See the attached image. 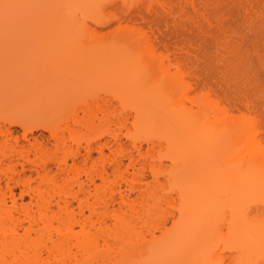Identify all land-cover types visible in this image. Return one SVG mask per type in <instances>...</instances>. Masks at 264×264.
I'll list each match as a JSON object with an SVG mask.
<instances>
[{
  "label": "bare ground",
  "instance_id": "1",
  "mask_svg": "<svg viewBox=\"0 0 264 264\" xmlns=\"http://www.w3.org/2000/svg\"><path fill=\"white\" fill-rule=\"evenodd\" d=\"M35 1L0 0V49L1 44L12 46L18 42L23 46L34 39L30 35L31 39L25 38L24 34L21 38L15 32H29L30 15L23 7ZM104 1L60 0L59 3L58 0L67 14L66 19L62 17L65 22L58 21L65 29L60 26L61 32L64 31L61 34L74 30V36L68 34L74 38L61 40L57 35L60 29L54 38L53 31L57 29L49 31L48 25L46 33L54 38L47 39L50 46L64 44L59 52L65 63L58 64V61L56 67L50 66V69L55 67L53 71H45L50 72L47 73L49 89L18 96L23 99L26 94L40 106L27 114H17L13 111L16 99L4 103L0 97V264H223L213 243L217 240L214 235H218L219 242L226 234L221 235L224 225L229 226V234L233 229V240H238L241 234L248 239L258 235L255 240L263 245L264 227L260 228L257 217V222L254 220V213L250 215L252 220L249 218L245 205L262 197L257 201L264 204V0H153L159 4L157 7L150 5L152 0L149 3L146 0L152 22L160 19L171 22L166 34L162 32L157 36L154 30L152 33L159 43L164 39L174 42L172 49L167 44L164 48L161 45L165 51L157 40L153 41L158 46L149 36L144 38L135 31L125 30L118 34L120 39L112 41L87 33L84 18L87 19V13L88 17L91 15L89 18H98L97 10ZM138 7L134 9L138 10L136 14L144 18V8L140 11ZM37 12L38 23L45 24L46 17L42 19V13L40 15L42 9ZM125 13L120 20L128 21L133 17L132 13ZM19 18L23 19V29L18 27ZM49 25L53 26L51 22ZM77 25H82L86 32L80 31ZM157 25L154 27L158 29ZM25 39H29L27 43ZM184 39L189 45L183 44ZM44 40L41 41L49 44ZM128 52H135L134 59H129V55L126 61ZM170 55L185 59L191 78L198 72L199 89L205 90L203 97H188L189 87L184 86L188 82L171 77L169 64L165 63ZM213 55L221 61L223 71L222 78L216 80L211 72L202 74L193 63V58L202 57L209 66ZM6 59L2 60L7 62ZM2 60L0 65L4 63ZM15 62L4 63L0 68L15 66L18 70L22 62L19 66ZM30 69L25 71L26 75L31 74ZM76 73L80 79H73ZM131 73L138 77H133L134 80L129 77L132 81L128 82ZM106 74L109 77L103 79ZM2 77L0 69V80ZM63 79L65 96L73 92L76 95L80 87L87 88L81 93L82 100L86 95L90 100L81 101V115L76 111L71 114L48 111L47 105L59 99L52 88ZM97 85L100 87L94 90ZM185 99L189 100V105ZM79 103L74 100V105L79 106ZM127 109L133 112L134 123L131 124L134 127L130 130L132 133L149 131L147 138L155 139L151 145L143 146L144 136L138 132L132 135L124 128L126 136L133 139L130 143L133 151L123 147L124 142L114 126L128 119L131 111ZM112 115L118 118V123ZM78 128L83 129V134L77 137ZM136 139L139 142L134 143ZM145 154L151 160H146ZM135 161L137 166L133 167ZM156 161L168 163L167 175L178 196L179 205L176 202V211L170 212L168 227L166 217L161 220V213L146 205L151 192L148 195L144 192L145 169L148 167L155 176ZM128 166L133 167L130 173ZM113 172L118 180L111 178ZM196 179H202L198 187L193 186ZM2 181H5L4 188ZM183 189L184 196L181 194L183 198H180ZM150 213L164 232L159 230L161 235L152 234L149 240L143 237L138 241L140 236L135 237L137 229L134 234L133 228L130 229L134 222H131H144V215ZM221 213L224 220L219 217ZM111 224L119 231H113ZM237 240L235 242L239 243ZM242 249L243 252L248 248Z\"/></svg>",
  "mask_w": 264,
  "mask_h": 264
},
{
  "label": "rangeland",
  "instance_id": "2",
  "mask_svg": "<svg viewBox=\"0 0 264 264\" xmlns=\"http://www.w3.org/2000/svg\"><path fill=\"white\" fill-rule=\"evenodd\" d=\"M106 1V2H105ZM104 2H102V6L97 10V12H98V15H100L98 18H96V19H98L97 21H95L93 18H89L88 17V13H87V19H85L84 18V23H80V24H84L85 25V27H86V29L85 30H87V33H90V34H96V35H98V36H105V37H107L109 40H111V39H113V40H118V38L120 39V33H122L123 31H127V30H129V31H131V33H134V31H135V34H137V35H139V36H141V34L144 36V38L145 37H150L152 40L151 41H155V40H157V44L159 43V39L158 38H156L155 36H153L152 35V33H153V30H154V32H155V35H159V34H166L167 32H169L170 31V29H171V22H167L166 23V21L164 20V19H160L159 20V22L156 20L155 21V23L154 22H152L153 20H152V18L150 17V15H149V6L150 5H154V7H157L159 4H155L156 2L155 1H150V2H152L153 4H151L150 3V5L148 4L149 3V0H147V2H146V0H144V2L142 3V1L141 0H125V1H127L126 2V4L124 3L125 1L124 0H105ZM123 1V2H122ZM138 1L140 2L139 4H138ZM113 2V3H112ZM115 2V3H114ZM128 2H129V4H128ZM132 2V3H131ZM59 4L60 3V0H59V3H58V0H37V1H35V3H31V2H29V3H27V5L25 4L24 5V7H23V10L25 11V12H29V15H30V28H29V32L28 31H17V32H15L16 33V36H20L21 38H22V35L23 36H25V38L27 37V38H29L30 36H32V38H34V39H32V40H30V41H32L33 42V40H34V43H30V41H29V44L27 43V40H29V39H31V37L29 38V39H25V41H26V43L27 44H25V45H23V46H21V45H19L18 44V42H16V43H14L13 42V40L12 39H10V41L12 40V42L14 43L12 46H6V45H4V44H1L2 46H1V49H0V60H2V59H8L9 61L11 60V61H13V62H17V66H19V64L22 62V64H23V67H24V65H25V63L24 62H27L26 64L28 65H30V66H32L34 69H30V68H28V67H30L29 65L28 66H26L25 65V67L24 68H28V69H30L31 70V74L33 73V70H34V73H35V75H34V73L31 75V74H28V75H30L31 77H29L28 75H26L25 74V71H27L28 69H25L24 70V68L22 67V64H21V70H20V68L18 69V67H17V69L18 70H16V67L15 66H12V67H14V68H5V67H1L0 69L1 70H3V77H2V79L0 80V97H1V99L4 101V103H5V101H7V100H11V99H16V103H14V109H13V111H15L17 114H22V113H25V114H27V113H29L30 112V110H33V108H35V106H40V104H38V103H34L31 99H30V97L28 98V96L27 95H29V94H32V93H34V92H38V91H46L47 89H49V83H50V80H48V78H49V74H47V73H50L49 71L51 70V71H53V69L56 67L55 66V64H57L58 63V61L60 62V63H58V64H63L62 62H64L65 60V58H64V56L63 55H61L60 54V47H64V44L63 45H61L60 43L59 44H56V43H54V45H52L51 44V46H50V42L48 41L49 40V36L51 37V34L49 35V34H47L49 31H52L54 28L55 29H57V30H55V31H53L52 33H53V37L55 38V32L56 31H58L59 29V32H60V34H58L57 33V35H60L62 38H61V40L63 39H65V40H68V39H70V38H74V37H72V35L74 36L75 35V33L71 30V31H69L70 30V28H68V29H66V31H67V33H68V31H69V33L70 34H72L71 36L70 35H68V34H66V33H64V34H61L62 32H64V31H62L61 32V30L63 29V25H61L60 23H62V21L63 22H65V20H63V18H65L66 19V12L64 13V8H65V6H63L62 7V5L61 4H59V6L57 5V4ZM110 3V4H109ZM123 3H124V5H123ZM134 3H136L135 4V6H134ZM115 4V5H114ZM121 4V5H120ZM133 6L131 9H128L129 11H127V7L128 8H130L131 7V5ZM143 6H142V5ZM146 4H148L149 6H148V9H147V5ZM105 5V6H104ZM129 5V6H128ZM146 5V6H145ZM137 6H140V7H138L139 9H140V11H141V9L142 8H146L145 10L144 9H142V13L144 12V18L143 17H140V14H136V11H138V10H134L135 9V7L137 8ZM125 7V8H124ZM44 8V9H43ZM86 8H87V6H86ZM102 8V9H101ZM40 9H42V12H40V15H41V13H42V19H44L45 17H46V20H44L45 21V24L47 23V21H48V24H44V22L43 23H38L39 21H38V18H37V11L38 10H40ZM90 8H88V9H86V10H89ZM124 9V10H123ZM84 10V9H83ZM85 10V11H86ZM125 10L128 12V14H130V13H132V14H130V16H133L132 18H134L133 20H131V19H129L128 21L127 20H120V17H121V15H123V13H125ZM84 11V12H85ZM92 11L94 12V10L92 9ZM91 11V12H92ZM132 11V12H131ZM134 11H135V13H134ZM139 11V12H140ZM83 12V11H82ZM127 12L125 13V15H127ZM130 12V13H129ZM134 13V14H133ZM81 14V13H80ZM136 14V15H135ZM84 16V15H83ZM83 16H81V17H83ZM97 16V15H96ZM145 16H149V17H146L145 18ZM63 17V18H62ZM153 17V16H152ZM37 18V19H36ZM41 18V17H40ZM150 18V19H149ZM60 19H62V21L60 20ZM21 19L19 18V22H18V27L19 26H21V29H23L22 28V26H23V19L20 21ZM100 20V21H99ZM164 20V21H163ZM60 23H59V22ZM131 21V22H130ZM162 21V22H161ZM49 22H51V25H53V26H50L49 25ZM108 22H109V24H108ZM156 22H158V23H156ZM66 23H68V22H66ZM55 24H58V25H55ZM60 24V25H59ZM64 24V23H63ZM69 24V23H68ZM109 26H108V25ZM157 25V27H158V29L157 28H155L156 27V25ZM169 24V25H168ZM47 25H48V27H51V28H48V30L49 29H52V30H49V31H46V29H47ZM65 25V24H64ZM67 25V24H66ZM84 25H83V27H84ZM62 27V29H61V27ZM82 25H77V27L80 29V31H81V29H82V27H81ZM155 26V27H154ZM58 27V28H57ZM65 27V26H64ZM67 27V26H66ZM69 27H70V25H69ZM72 27V26H71ZM75 28V30H77L76 28V26H74ZM73 29V28H72ZM130 29H133V30H130ZM63 30H65V29H63ZM85 30H83L82 29V31L84 32ZM158 30L160 31V32H158ZM77 31H79V30H77ZM47 32V33H46ZM76 32V31H75ZM86 32V31H85ZM163 32V33H162ZM26 33H28V34H26ZM81 34V32H76V34ZM66 34V35H65ZM118 34H120V35H118ZM28 35V36H27ZM30 35V36H29ZM47 35V36H46ZM46 36V37H45ZM117 36V37H116ZM3 37V36H2ZM6 37V36H5ZM5 37H3L4 39H5ZM59 37V36H58ZM114 37V38H113ZM115 37L117 38V39H115ZM2 38V40H4ZM7 38V37H6ZM15 38H17V37H15ZM21 38H19L20 39V43H21V41L22 40H24V37H23V39L21 40ZM54 38H50V39H54ZM143 38V37H142ZM143 38V39H144ZM155 38V39H154ZM1 39V38H0ZM47 40L48 42H49V44H47V42L45 43H43L41 40ZM16 40V39H15ZM44 40V41H45ZM16 41H18V39L16 40ZM35 41H37V42H35ZM112 41V40H111ZM153 41V44L155 43ZM168 40H166V39H164L163 40V43H161L162 41H160V45H159V47L161 48V50H164L165 51V49H163L164 48V44H165V46H166V44L167 45H169V48H171L172 46H174L173 44H174V42H172V41H168ZM194 41H196V40H194ZM5 42V41H4ZM52 42V41H51ZM23 43V42H22ZM154 44V45H157V44ZM170 43V44H169ZM173 43V44H172ZM186 44V43H188V44H186V45H189V42L187 41L186 42V40L184 39L183 40V44ZM12 44V43H11ZM56 44V45H55ZM182 44V43H181ZM182 44V45H183ZM184 44V45H185ZM59 45V46H58ZM163 46V48H162V46ZM158 46V45H157ZM180 46V45H179ZM168 47V46H167ZM22 48L24 49V50H22ZM172 49V48H171ZM129 51V50H128ZM62 52V51H61ZM60 54V55H59ZM135 54V52L133 53V52H128V56L126 57V61H129V59H131V57H133V59H134V56L136 55H134ZM10 55H12V57L10 56ZM129 55H130V58H129ZM132 55V56H131ZM140 55V54H139ZM8 56L10 57V58H8ZM19 56H21V57H19ZM14 57V58H13ZM18 59H17V58ZM11 58H13V59H11ZM21 58H22V60H21ZM24 58V59H23ZM61 58L64 60V61H62L61 60ZM127 58H129V59H127ZM137 58H138V54H137ZM136 58V59H137ZM5 60V61H7L8 63H9V61L8 60ZM168 59V60H167ZM167 59H165V63L166 64H169V66H168V73H170L171 74V77H178L179 79H183L185 82H188L187 84H185L184 86L185 87H189V90H188V97H190V98H196L197 96L198 97H203L202 95H203V92H205V90H204V88H200L199 89V85H200V83H201V80H200V78H201V76L198 74V72L196 71V74L194 75V76H192V78H191V75L188 73V70H187V68H185V59H183V58H172V56L170 55L169 56V58H167ZM25 60V61H24ZM138 60V59H137ZM3 62H4V60H2ZM10 61V63L9 64H13V62H11ZM62 61V62H61ZM7 62H4V63H6L7 64ZM16 62H15V64H16ZM4 63H2L0 66H3L4 65ZM19 63V64H18ZM65 63V62H64ZM193 63H194V65H198L199 66V69H200V71L202 72V74H204L205 72H211V76L213 77V79L214 80H216V79H218V78H222V73H223V71H222V69H221V61H219V59H218V57H215L214 55L212 56V60H211V63H209L210 65L208 66L207 65V63L208 62H205V59L204 58H202V57H195V58H193ZM55 66L54 68H52V69H50L51 67L50 66ZM59 66V65H58ZM49 67V68H48ZM22 69H23V71H22ZM49 69V71H47V73L45 72L46 70H48ZM38 70V71H37ZM17 71H18V73H17ZM22 71V72H21ZM37 71V72H36ZM187 71V72H186ZM20 72V73H19ZM30 72V71H29ZM24 74V75H23ZM46 74V75H45ZM132 74V75H131ZM129 76H128V82L129 81H132V80H134L135 78H137L138 76V74L137 75H135L136 73H131ZM190 75V78H189V75ZM49 75V76H48ZM199 75V76H198ZM48 76V77H47ZM45 77H47V78H45ZM63 77H64V74H63ZM73 79H80L79 77H80V75H78V73H76V74H73ZM109 77V75L108 74H106L104 77H103V79H107ZM132 79V80H129L130 78ZM133 77H135V78H133ZM60 81V83L59 82H57V84H55L54 86H53V88H52V91L58 96V100H57V102L56 103H52V104H50L49 106L47 105V107H48V111H50V112H57V113H61V114H71V113H74L75 111L79 114V115H81L82 114V112H81V106H80V104L82 103L81 101H85V99H88V101L90 100V98H88L89 96H85V98H84V100H82V95H81V93L84 91V90H86L87 88L85 87V88H83V87H80L79 88V90H77V93H76V95L74 94V92L72 93V94H70V95H67V96H65V91H66V88H65V85H64V79L63 80H59ZM103 83H104V81H103ZM101 84H102V82H101ZM101 84H100V86H101ZM184 84V83H183ZM99 85H97L95 88H94V90H97L99 87H100ZM84 89V90H83ZM203 89V90H202ZM148 91V90H147ZM21 93H26V94H23V96L24 97H27V98H24L22 95V98L23 99H18L19 97L18 96H20V94ZM147 94V93H146ZM89 95V94H88ZM143 95V94H142ZM145 95V94H144ZM143 95V96H144ZM67 97V98H66ZM87 97V98H86ZM206 97V96H205ZM130 98V97H129ZM129 98H128V100H129ZM77 99V100H76ZM74 100L75 101H80V103H79V106H76V105H74ZM15 101V100H14ZM87 101V102H88ZM8 102V101H7ZM10 102V101H9ZM73 102V103H72ZM129 102V101H128ZM184 102L187 104V105H189V100L188 99H185L184 100ZM117 104V103H116ZM116 107H118V105L116 106ZM128 111H129V109H127ZM131 111V110H130ZM130 111H129V113H130ZM111 112V111H110ZM116 112V111H115ZM109 113V112H108ZM112 114V113H111ZM132 114H133V112L131 111V115H128L127 116V120H125V121H127L126 123H124L125 121H122V119L119 117V114L117 115L118 116V118H120L119 120L120 121H122L123 122V124H122V122L120 123L121 125H123V126H125V127H122V126H120V124L119 125H116L115 123V126H114V128L116 129L117 128V133H119V137H120V139L122 140V142H124L123 143V147H126V149H128L129 151H133V144H130L131 143V140H133V139H130L129 138V136L127 137L126 136V131L124 132V128H127L126 130H130V128L131 127H134V125L132 126V124L131 123H134L133 121H132ZM100 115V114H99ZM107 115V114H106ZM109 115H110V113H109ZM114 115V114H113ZM112 115V116H113ZM116 115V114H115ZM114 117V116H113ZM118 118L116 117H114V121H117V123H118ZM110 119H111V116H110ZM113 119V118H112ZM116 119V120H115ZM112 122V121H111ZM111 126H112V123H111ZM118 126H120L121 128V130L119 129V127ZM127 126V127H126ZM132 129V128H131ZM134 130H135V128H133ZM121 133H120V132ZM123 131V132H122ZM131 131V130H130ZM18 132H20V129H18ZM133 132V130L131 131V133ZM135 132H138V130L137 131H135ZM134 132V133H135ZM134 133H132V135H134ZM141 133V134H140ZM148 133H149V131H143L142 132V130H140V132H138V134L140 135V136H144L143 138L144 139H142V137L140 138V140L142 139V144H143V146H148V144H150L151 145V142L152 141H155V139L154 138H147V136H148ZM82 135L83 134V129H81V131H79V128L77 129V131L75 132V135H77V137L79 136V135ZM122 134H124L125 136H123ZM138 134L136 135V136H138ZM74 135V136H75ZM132 135L130 136V137H132ZM134 137V136H133ZM145 137L147 138V139H145ZM151 137V136H150ZM138 139H139V136L137 137ZM130 139V140H129ZM153 139V140H152ZM20 140V142H23L22 141V139L20 138L19 139ZM137 142H139V141H137V139L135 140V142L134 143H137ZM133 143V142H132ZM73 146H74V144H73ZM122 146V145H121ZM123 147H121V148H123ZM120 148V147H119ZM105 150V152L106 153H109V151L106 149V148H104ZM131 149V150H130ZM120 150V149H119ZM127 150V151H128ZM116 151V150H115ZM114 151V152H115ZM126 151V152H127ZM121 152V151H120ZM120 152H119V154H120ZM247 152V151H246ZM151 152H149L148 154H150ZM155 153V152H154ZM118 154V155H119ZM127 154V153H126ZM112 155H116V154H112ZM146 155V160H151V158H149V155H148V157H147V154H145ZM242 155H244V154H242ZM242 155H240V156H238V157H241ZM246 155H247V153H246ZM136 156V155H135ZM110 157L112 158L113 156H111L110 155ZM126 157V156H125ZM237 157V158H238ZM248 158V157H247ZM145 159V158H144ZM236 159V158H235ZM125 160V162H128V161H126L127 159L125 158L124 159ZM157 163H159L158 161H156V168H157V172L155 171L154 173H155V176H154V174H152V172H151V170L150 169H148V167H146V169H145V173L147 174V178H146V180H145V182H146V184H144L143 185V187H144V192H145V195L147 194L148 195V193L149 192H151V193H153V194H151V193H149L150 194V196L148 195L147 196V201H146V205L147 206H150V208L152 207L153 209H155L156 208V210H158L157 212H160L161 214V220L163 219V216L164 217H166V219L168 220V223H167V226L166 227H168L171 223V214H170V212L173 210V211H176V208L175 207H177V203H178V196H177V193H175V191L173 192V190H172V179L167 175V171H168V163L166 162V161H163V163L161 164V163H159V164H157ZM136 167L137 166V161H135V163H134V165H133V167ZM133 167L132 166H128L127 167V171H128V173H130L132 170H133ZM82 168V167H81ZM80 168V171H82L83 170V168L81 169ZM82 173V172H81ZM127 173V172H126ZM128 173H127V176H129L128 175ZM117 174H114V172L111 174V178L112 179H116V180H118V176H116ZM200 177H202L201 175H199ZM195 177H196V174H195ZM128 179L130 178V177H127ZM198 178V177H197ZM204 179V178H203ZM202 180V179H201ZM200 179L199 180H194V182H193V186H195V187H198L201 183H202V181H201ZM204 181V180H203ZM200 184H199V183ZM1 185H2V187L4 188V186H5V181H2L1 182ZM184 190L185 189H183L182 191H180V198H183V192H184ZM186 190H187V188H186ZM188 191H190V190H188ZM186 193V192H185ZM156 195L153 199H151L152 197H153V195ZM183 196H182V195ZM148 197H151V198H148ZM158 197V198H157ZM157 198V199H156ZM263 198V197H262ZM262 198H260V199H262ZM258 200H260L259 198H257ZM257 199H255L256 201H250L249 202V204H247V205H245V212L248 214V216H249V218L252 220V218H251V213L253 214H255V215H253L252 217L254 218V220L256 221V219L259 221V225H260V228H262V227H264V211L262 212V210L264 209V204H262L261 202H258L257 201ZM158 200V201H157ZM264 201V200H263ZM159 202V203H158ZM177 202V203H176ZM157 203V204H156ZM261 203V204H260ZM157 205H159V206H157ZM178 205H179V203H178ZM251 207H250V206ZM254 205V206H253ZM227 206V208H229L228 207V204L226 205L225 204V207ZM256 206V207H255ZM159 207H161V209H159ZM227 208H225V210L227 211V212H231V210L229 211ZM248 208H250L249 210H248ZM153 209L151 210V212L153 211ZM225 211V212H226ZM223 213H221V215L219 216L222 220H224V218H222L223 217V215H222ZM227 215H228V219H230V216H229V213H226ZM251 215V216H250ZM149 216V217H148ZM151 216V217H150ZM156 216V215H155ZM222 216V217H221ZM224 217H226L225 219H227V216L225 215ZM257 217V218H256ZM148 218V219H147ZM156 218H154V216H153V213H150L149 215H144V222L143 221H139V222H136V221H132L131 223H133L134 222V225L132 226V227H130V229L132 230V228H133V233L136 231V229H137V232L140 230V232H135L134 234H135V237L137 238L138 236H140L137 240L139 241V239H144L143 237H145V241L146 240H149L150 238H152L151 236H152V234H154L155 236H157V235H161V232H164V230H162V229H164V228H162V229H160V226H157V224L154 222V221H156L155 220ZM235 218H233V220H234ZM220 220V219H219ZM221 220V221H222ZM231 220V219H230ZM153 221V222H152ZM229 220H227V222H228ZM254 221V222H255ZM136 222V223H135ZM157 222V221H156ZM230 222V221H229ZM236 222V221H235ZM253 222V221H252ZM257 222V221H256ZM137 223L138 224H144V225H142L141 227L139 226V225H137ZM151 223V224H150ZM221 223H223V222H221ZM226 222L224 221V223L223 224H225ZM237 223V222H236ZM261 223V224H260ZM156 224V226H155V228H154V225ZM254 224V223H253ZM258 224V223H257ZM135 225H137V227H134ZM148 225V227H146ZM158 225H160L159 223H158ZM261 225H263V226H261ZM54 226H57V223H54ZM146 228H145V227ZM226 226L227 225H224V226H222V232L221 233H223V234H221V235H224L225 234V232H226V234L224 235V236H222V238L221 237H219V238H221L220 239V243L217 241L218 240V235L216 236V235H214L215 237H217L216 239L217 240H215L214 241V243L216 242H218L217 244H214L213 243V249L215 250V252H217V254L219 255V257H221L220 259L222 260V263L223 264H264V250H263V248H264V244L263 245H259L258 243H259V241H257V240H255V238L258 236H253L252 238L253 239H251V238H247V236H243L244 234H241V237H240V235H239V237H237V238H239L238 240L237 239H235V240H237L239 243H241V244H239V243H237V242H235V240H233L234 239V235H233V229H232V233H230V234H232V235H230L228 232L229 231H227V230H229L228 228H229V226H227V228H226ZM256 226V225H255ZM111 227H112V230L113 231H119V229L116 227V228H114V226L111 224ZM151 229H150V228ZM154 229H153V228ZM256 227H258V226H256ZM138 228H140L139 230H138ZM143 228V229H142ZM76 229H78V227L76 226ZM129 229V233H130V235L132 234L133 235V233H132V231ZM135 229V230H134ZM146 229H148V230H146ZM149 229L151 230V231H149ZM159 230L161 231V232H159ZM224 231V232H223ZM154 232V233H153ZM145 234V235H147V237L145 236V235H140V234ZM131 235V236H132ZM228 235H230V237L228 238ZM248 235V237H250L251 235H249V234H247ZM236 236V235H235ZM242 236H243V238H242ZM133 237V239H134V235L132 236ZM224 237V238H223ZM135 238V239H136ZM147 238V239H146ZM227 238V239H226ZM233 238V239H232ZM244 238H246L247 240H249L250 242H252V243H250V242H248L246 239H244ZM135 239H134V242H136L137 243V241H135ZM213 239H215V238H213ZM228 239H230L229 241H227ZM252 241H251V240ZM116 240V239H115ZM140 240V241H141ZM232 240V241H231ZM255 240V242H254V244H253V241ZM145 241H143V242H145ZM225 242V243H223V242ZM112 242L114 243V240H112ZM117 242V241H116ZM230 242V243H229ZM140 243V242H139ZM222 243V244H221ZM232 243L235 245V247L237 248V246H238V248H240V249H234L235 247L232 245ZM138 244V243H137ZM237 244H239V245H237ZM256 244H258L257 246H256ZM115 245V244H114ZM113 244H112V246H114ZM232 245V246H231ZM117 246V245H116ZM115 246V247H116ZM254 246V247H253ZM258 246H260V247H258ZM256 247V248H255ZM258 247V248H257ZM263 247V248H262ZM219 248V249H218ZM242 248H244V250H245V248H248V249H246L245 251H243V252H245L244 254H246V255H242ZM252 248V249H251ZM254 249V250H253ZM259 249H260V251H259ZM257 250V251H256ZM261 250H262V252H261ZM218 251L220 252V253H218ZM238 251H240V253L238 252ZM253 251V252H252ZM257 252V253H256ZM238 253V254H237ZM221 254H223V255H221ZM250 254H251V256H250ZM254 256H253V255ZM237 255H239V256H241L240 258H239V256H238V258H237ZM243 256V257H242ZM43 257H45V255H43ZM252 257V258H251ZM234 258H237L236 260L234 259ZM256 259V261H254ZM238 260H240L239 262H238ZM241 260H242V263H240L241 262ZM247 260V261H246ZM45 262H46V260H45ZM235 262V263H234ZM238 262V263H237ZM245 262V263H244Z\"/></svg>",
  "mask_w": 264,
  "mask_h": 264
}]
</instances>
